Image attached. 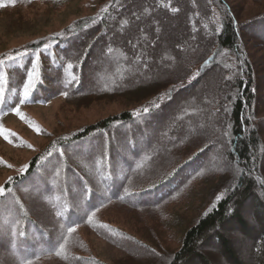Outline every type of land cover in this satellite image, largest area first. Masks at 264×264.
<instances>
[{"label":"trees","instance_id":"1","mask_svg":"<svg viewBox=\"0 0 264 264\" xmlns=\"http://www.w3.org/2000/svg\"><path fill=\"white\" fill-rule=\"evenodd\" d=\"M36 1L57 7L66 0H0V15ZM101 1L106 8L99 15L74 18L61 31L33 38L21 46V54L0 51L4 61L0 74L7 75L0 115L18 104L46 103L61 95L75 107L117 96L133 103L77 130L50 131V151L32 155L22 173L8 178L5 195L0 197V264H108L89 253L81 243V231L95 229L107 236L99 214L107 208L125 206L147 215L161 211L172 195L177 199L185 188L191 190L197 176L206 179L207 186L215 180L213 172L201 171L207 162L198 165L204 150L211 147L228 160L223 168L214 169L221 176L207 187L213 193L210 202L184 229L181 248L165 264H195V256L201 264H215L198 248L210 239L235 264H243L244 258L224 233L227 224L252 240L258 235L251 246L254 259L248 264H264V224L255 213L254 221L261 228L255 229L239 213L248 200L264 210V102L259 99L251 48L245 44L246 35L264 43V0H252L260 8L245 14L236 0ZM164 18L172 19L189 42H179L175 33L168 32ZM17 19L23 20V14ZM156 33L163 37L157 38ZM33 53L42 60L36 84L25 99L23 86L33 62L22 61ZM68 62L73 69H66ZM197 67L199 72L193 76ZM70 74L76 79L71 80ZM203 80L206 88L198 90ZM172 103L183 116L159 132L167 113L159 114ZM188 110L208 125L178 135L185 121L191 127L198 124ZM169 138L173 141L166 144ZM189 138L202 143V148L180 158L178 150L188 152ZM37 165H52L56 177L65 176L56 184L47 178L28 184ZM200 171L203 174L198 175ZM69 227L76 229L70 236ZM121 233L124 241L142 245L138 236ZM65 237L64 252L57 255ZM130 252L141 254L135 249Z\"/></svg>","mask_w":264,"mask_h":264},{"label":"rangeland","instance_id":"2","mask_svg":"<svg viewBox=\"0 0 264 264\" xmlns=\"http://www.w3.org/2000/svg\"><path fill=\"white\" fill-rule=\"evenodd\" d=\"M137 2L138 1L135 3ZM236 2H239L237 6L240 11L242 10L241 12H243V14L251 9L256 10L258 7L260 8V6H254L252 0H236ZM104 4L105 2L101 0H66L60 5L57 4V7H52L50 3L45 1H36L31 6L17 7L19 10L5 11L0 15V51H6L11 54H21L24 52L20 51L24 49L21 46L25 45V42L39 35L61 31L63 30L62 28H65L74 18L99 15V11L102 12L106 8ZM4 10L6 9H2V11ZM20 14H23V20L17 19ZM164 21L165 29H167L168 32L175 33L179 42H189H187L184 33L181 32L180 28L172 19L164 18ZM156 34L157 38L163 37V33ZM136 40L135 38L132 39L134 42H136ZM245 40L247 41L245 44L251 48V61L254 64L256 74L259 78L256 81L258 84L259 99L264 102V43L261 40L249 39V35H246ZM253 45L255 46L254 49L252 48ZM14 46H18V48L14 50ZM30 60L33 62L32 68L33 65L37 66L36 71L38 73L42 58L33 53L25 58L22 63L25 64ZM160 61L161 58L159 59V62ZM99 62L101 63L102 61L100 60ZM103 69L101 73L107 71L105 68ZM198 72L199 67H197L193 76L197 75ZM206 80L207 77L205 81ZM205 81L203 80L202 83L198 85V90H204L206 88ZM166 92L167 91H165V94L162 95L161 98L167 94ZM197 93L198 91L191 93V96L192 94L196 96ZM177 99H179V97H177ZM132 104L133 103L128 104L124 99L117 96L115 98L96 100L88 106L75 107L67 103L64 96L61 95L46 103L18 104L15 108H19L23 116L18 115L17 112L14 111L15 108L0 115V126H2L0 127V187H3L8 178L14 174L22 173L27 168V162L32 155L38 153L44 154L50 151L52 145L49 142H53V133L50 131L77 130L78 127H81L85 123H92L106 115L114 114L123 110L126 105L132 107ZM174 104L175 103H172L159 114L160 117L167 113L165 114L167 120L165 119L166 121H164L163 126L160 127L161 129L159 132L166 131L170 126L174 125L172 120L183 116L181 112L177 110L178 108L174 107ZM188 114L191 116L192 120L198 122V124L197 126L191 127L189 124L190 122L188 120L185 121L183 124L179 125L178 135L185 134L189 131L201 130V128H205L208 125L205 120L196 117L193 111L188 110ZM262 114L264 115V110ZM200 120L203 121L199 122ZM37 128H39V131ZM7 133H11V135ZM189 140L192 142L185 145L188 149L187 153H185L184 150H178V154L181 156L180 158L202 148V143L194 142V138H189ZM171 141H173V138L165 140V143L167 144ZM29 145H31V147ZM213 149L214 148L211 147L209 151L204 150L203 154L205 157L204 160L199 159L201 161L198 168L202 166V163L207 162L201 167L202 170H200L210 169L213 172L212 179L216 180L221 176L219 174L221 171L214 169L223 168L228 157H221L222 154L220 155L219 152L214 153ZM176 151L177 150L174 151V154ZM41 158L42 156L40 159ZM209 161H211V163ZM180 162L172 166L175 167ZM48 167L50 168L48 169ZM52 167V165H46L38 168L37 165L31 171V173H35H33V176L29 178L27 183L33 184L39 179L47 178L49 183L56 184L57 179L59 180L60 177L65 176V174L59 173L56 177V175L51 172ZM188 173L189 170H187L182 177L186 176ZM200 178L201 176L195 177L190 185L192 189L185 188L177 199H175L176 196L173 197L172 195L170 197L172 200L169 199L161 211L152 210L151 213L145 215L139 214L125 206L107 208L105 212L99 213L101 214L100 222L107 236L98 233L95 229H87L85 232L81 231V243L85 242V245L90 251L89 253L96 255L103 263H167L172 254L181 248L184 229H188V227L197 220L196 216L203 213L212 197L213 193L209 194L207 187L215 180H211L209 184L205 186L207 180ZM127 183L128 181H126V184ZM220 195L221 194L217 197H220ZM248 201L247 205L241 208L239 213L242 215L244 214V217L249 219L255 229L260 230L261 228L258 223L262 221L264 224V210L258 206L259 203L256 201ZM255 213L258 214V223L254 221L257 218ZM233 226L232 224L231 226L227 224V229L224 233L233 241L235 249L238 251L239 255L244 258L243 264H248L254 259L251 246H254L258 241V235H256L255 240H252L251 238L239 234ZM121 230L138 236L142 245H140V247H135L130 243V240L124 241ZM210 240L211 242L207 241V245L199 243L198 248L203 254H209V257L213 259L215 264H235L233 259L220 249V244H218L217 241L213 239ZM145 245H147V247H145ZM144 248L148 250L147 252L151 253L152 257L148 256V253H145L146 250H144ZM134 249L141 254L139 256L132 255L133 253L130 251ZM194 262L195 264H201L199 258L196 256Z\"/></svg>","mask_w":264,"mask_h":264},{"label":"snow or ice","instance_id":"3","mask_svg":"<svg viewBox=\"0 0 264 264\" xmlns=\"http://www.w3.org/2000/svg\"><path fill=\"white\" fill-rule=\"evenodd\" d=\"M0 6H3L2 3H0ZM172 11L176 12V11H178V9L172 8ZM3 64H4V61L0 60V65H3ZM36 67H37L36 65H33V71L28 73V75H27V83H25L24 86H23V96H24L25 99L29 96L31 89L34 88V86L36 84V77L38 76V73L36 71ZM73 68H74V65L71 62H68L67 66H66V69L67 70H71ZM70 76H71V80H75L76 79V77L74 75L70 74ZM6 82H7L6 73L0 74V97L3 96L4 85L6 84ZM64 95H67V92H65ZM23 102L24 101L21 100V103H23ZM14 111H16L18 115L23 116V114L20 112L19 108H15ZM143 111L147 112V111H149V109L148 108H144ZM0 127H2V126H0ZM37 130L39 131V128H37ZM7 134L11 135V133H7ZM29 146L31 147V145H29ZM49 155H51V153H49ZM100 163H102V162L101 161L97 162L98 165ZM97 171H99V168L97 169ZM200 174H203V173L202 172L198 173V175H200ZM126 191H128V190L126 189ZM5 192H6L5 188L4 187H0V197L4 196ZM94 216H95V212H93L91 214V216L88 217L89 222L92 221V218ZM75 231H76V229L74 227H69L67 229L68 236H70ZM21 235H23V233H21ZM67 242H68L67 241V237H65L64 238V242L59 245V251L57 252V255H61L64 252V249H65V246H66ZM26 264H31V262H26Z\"/></svg>","mask_w":264,"mask_h":264}]
</instances>
